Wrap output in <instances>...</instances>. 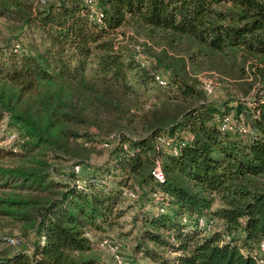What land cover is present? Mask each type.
Instances as JSON below:
<instances>
[{
    "label": "trees",
    "instance_id": "trees-1",
    "mask_svg": "<svg viewBox=\"0 0 264 264\" xmlns=\"http://www.w3.org/2000/svg\"><path fill=\"white\" fill-rule=\"evenodd\" d=\"M94 1L100 23L87 0H0V120L14 137L0 145V230L20 233L0 234V264H103L102 239L124 260L122 243L90 235L122 197L155 208L134 252L156 264H264V0ZM204 70L235 105L206 99L191 75ZM230 114L246 133L221 129ZM96 136L117 141L111 185L73 171Z\"/></svg>",
    "mask_w": 264,
    "mask_h": 264
},
{
    "label": "rangeland",
    "instance_id": "rangeland-1",
    "mask_svg": "<svg viewBox=\"0 0 264 264\" xmlns=\"http://www.w3.org/2000/svg\"><path fill=\"white\" fill-rule=\"evenodd\" d=\"M125 30V29H124ZM127 35H132L134 39L137 41H145L143 37L136 38V35L132 29H127ZM146 57L150 60L151 58L146 55ZM167 75V73H164ZM192 77L196 78L202 88V82L205 79H209L215 83V90L212 95H206V99L212 100L215 102H226L228 101L229 106L235 105L234 97L237 95L236 90L233 85H231L230 81L222 80L219 75L214 71H197L191 72ZM243 98L241 96H238ZM249 99V97H248ZM7 120H0V145L4 146L9 144L14 137L8 134ZM111 146L101 145L102 139L101 137L96 136L91 144V153L90 157L85 160L82 164V168L80 169V175L82 179L85 178L88 174L96 175L101 181H104L105 185H111L113 181V163L110 157L111 148L117 143L116 140ZM54 166H57L59 170H70L72 167L71 162H66L60 160L58 162H54ZM112 175H111V174ZM114 173H118L115 171ZM120 210L123 211L122 215L115 220V224L111 227H106L104 231L100 232H91V238L93 241H96L100 237H109L115 241L122 243L120 252L124 260L128 263H131L133 258H138V261H141L143 264H156V262L151 259L144 257L141 252H134V246L136 243V237L140 235L141 223L139 220L142 217L143 212L149 213L152 215L156 212L155 208L147 203L144 199L139 201L130 200L126 197H122ZM137 218V221L134 219ZM135 220V221H134ZM13 234L19 235V231L17 228H13L12 225H8L0 230V234ZM29 237H32L31 235ZM97 243V241H96ZM97 250L101 253V263L103 264H117L115 259L113 260L111 254L101 249L100 247H96ZM175 256V253L170 252L169 250H164L162 252V257L167 258L169 261Z\"/></svg>",
    "mask_w": 264,
    "mask_h": 264
},
{
    "label": "built area",
    "instance_id": "built-area-1",
    "mask_svg": "<svg viewBox=\"0 0 264 264\" xmlns=\"http://www.w3.org/2000/svg\"><path fill=\"white\" fill-rule=\"evenodd\" d=\"M40 1H44V0H40ZM87 3L89 4V13H90L89 15H90L91 19L100 23L102 21V18H103V12L98 7V5L95 3L94 0H87ZM135 50L137 52V59L140 60V62L142 64H144L145 58H144V55L141 53L140 45H136ZM155 80L160 85L166 84V78L164 76H162L161 74H156ZM202 89L206 95H212L214 93V90H215V83L209 79H205L202 82ZM220 127L222 130H227V131H231V132L246 133L248 131V126L245 124L244 120L242 118H236L232 114L226 115L225 117H223ZM110 138L114 139L115 137L111 136ZM165 142L168 143V141H165ZM174 153H176L175 149H174ZM81 168H82L81 165H74L73 171L76 174H80ZM152 174L157 180H159V181L164 180V176H163V173H162V170L160 168L158 161H156V166L154 167ZM84 182H85L84 179L77 180V183H79V184H84ZM128 195L133 196V194L130 192L128 193ZM198 223H199V226H201L203 228H206V229L210 228V223L204 218H200L198 220ZM8 242L12 245H17L19 243V239L17 237H10L8 239ZM99 246L101 248H104L105 250L109 251L111 254H113L114 259H115L117 264H129L128 262L123 260L120 257V255L118 254L117 245L113 244L108 239H102L99 242ZM261 249L264 250V244H261ZM136 264H142V263L138 262Z\"/></svg>",
    "mask_w": 264,
    "mask_h": 264
}]
</instances>
